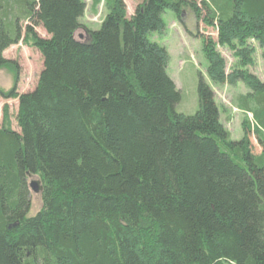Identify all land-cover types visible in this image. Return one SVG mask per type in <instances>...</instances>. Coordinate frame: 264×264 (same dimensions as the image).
<instances>
[{"label":"trees","instance_id":"obj_1","mask_svg":"<svg viewBox=\"0 0 264 264\" xmlns=\"http://www.w3.org/2000/svg\"><path fill=\"white\" fill-rule=\"evenodd\" d=\"M89 38L75 36L85 0H0V69L14 71L5 98H18L19 130L4 106L0 125V264H264V0H125ZM189 8L215 26L203 37L214 84H245L255 154L233 140L214 89L200 73L199 108L175 107L180 93L169 53L149 39L163 13ZM43 57L36 87L17 90L18 67L5 51L22 39ZM42 27L49 38L36 31ZM233 52L227 67L217 46ZM28 173L40 179L33 216Z\"/></svg>","mask_w":264,"mask_h":264},{"label":"rangeland","instance_id":"obj_2","mask_svg":"<svg viewBox=\"0 0 264 264\" xmlns=\"http://www.w3.org/2000/svg\"><path fill=\"white\" fill-rule=\"evenodd\" d=\"M87 4L86 12L80 19L81 28L77 30L75 36L78 39H88V30H98L105 16L108 13L105 2L94 6L91 0H85ZM143 0H126L128 14L134 12L137 4ZM165 28L163 32H152L149 39L164 46L170 56L167 72L174 80L180 93V101L175 109L179 113L194 114L199 108L198 81L200 73L205 77L207 83L214 89L216 101L221 111V121L231 133L233 140H240L245 136L244 123L251 125L250 141L252 150L259 154L262 149L256 139L254 131L256 123L252 113H245L240 108V96L248 93L249 88L238 83L237 86L228 84H214L209 78L207 70V60L203 51V37H212L215 41L218 39V33L215 26H209L202 19H196L194 13L185 9L182 19L172 9H167L163 13ZM27 22L22 23V39L12 45L5 51L8 59L14 60L18 67L17 90L19 93L32 91L38 82L39 75L43 68V57L39 49L23 40L25 36V26ZM36 31L43 38L50 36L42 27H37ZM218 51L226 58L227 67L232 69L235 64L233 52L227 47L217 46ZM255 74L264 79V58L262 49L257 46L255 54V65L251 68ZM15 72L9 69H0V89L9 91L15 83ZM7 105L9 108L10 121L12 128L19 130L16 114L18 111V98L8 99L0 95V125L3 120V108ZM255 126V127H254ZM37 178V177H33ZM30 181V178L28 179ZM42 207L41 194H36L31 190V208L29 216H33Z\"/></svg>","mask_w":264,"mask_h":264},{"label":"water","instance_id":"obj_3","mask_svg":"<svg viewBox=\"0 0 264 264\" xmlns=\"http://www.w3.org/2000/svg\"><path fill=\"white\" fill-rule=\"evenodd\" d=\"M28 176L30 178L29 186H30V189L32 190V192H34L36 194H41L43 191V187H42L40 179L33 178L34 176L30 173H28Z\"/></svg>","mask_w":264,"mask_h":264},{"label":"crops","instance_id":"obj_4","mask_svg":"<svg viewBox=\"0 0 264 264\" xmlns=\"http://www.w3.org/2000/svg\"><path fill=\"white\" fill-rule=\"evenodd\" d=\"M125 1H126V0H125ZM127 7H128V6H127ZM134 10H135V8H134ZM132 14H133V13H132ZM132 14H130V15L128 14V16H131ZM262 80H264V79L262 78Z\"/></svg>","mask_w":264,"mask_h":264}]
</instances>
